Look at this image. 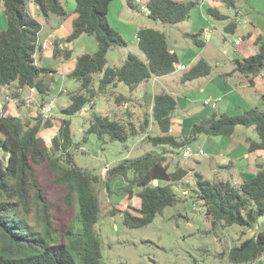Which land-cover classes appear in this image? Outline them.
<instances>
[{
  "label": "trees",
  "instance_id": "obj_1",
  "mask_svg": "<svg viewBox=\"0 0 264 264\" xmlns=\"http://www.w3.org/2000/svg\"><path fill=\"white\" fill-rule=\"evenodd\" d=\"M63 0H33L39 13L65 17L67 11ZM112 0H75L71 31L62 39L69 43L80 35L92 36L97 42L96 51L83 52L76 58L68 77L79 82V88L68 94L69 103L61 109L57 133L49 145L38 135L41 128L52 126L51 120L42 121L37 114L21 118L0 114V264H102L100 242L95 231L99 219L100 200L98 188L109 179L122 176L126 182L127 198L132 197L133 187L139 204H127L124 209L113 207L110 213L120 212L127 227H140L150 223L156 214L177 201L172 184L181 181L188 173L178 163L169 170L163 152L146 153L135 159L124 158L108 167L103 179L100 174L78 166L73 159L69 116L81 111L87 103L93 104L94 97L106 92L108 86L119 82L126 84L130 91L152 76H163L174 71L177 56L171 51L166 34L156 28L140 27L136 42L144 54L141 59L128 53L120 66L107 64V51L111 46L125 45L122 35L114 30L107 19ZM132 6L131 0H126ZM228 8H234V0H216ZM200 0H146L148 17L163 23H178L189 16L190 10ZM6 18L5 28H0V86L16 82L14 95L23 87L34 88L42 101L49 90L46 83L47 69L35 62V53L40 47L38 34L41 23L26 9L25 0H0ZM206 14L214 20L227 19L228 15L217 7L208 5ZM234 21L224 29L233 32ZM198 47L205 44L201 31L184 34ZM254 44L257 51L248 56H236L234 71L239 72L250 85L253 78L264 68V33L258 35ZM54 56L67 59L71 49L60 50L54 41ZM211 66L200 58L181 75L182 81L208 75ZM97 86L94 87V75ZM122 93L114 94V101L127 103ZM264 105V93L260 96ZM176 106L174 97L166 92L155 93L150 114L145 115L142 124L136 128L132 122L127 125L107 115L91 113L89 124L82 137L94 134L98 140L124 143L129 135L145 131L149 122H154L160 133L148 136L153 145H166L179 149L198 133L207 135H232L237 125L252 127L256 138L246 137L247 152L264 151V108L250 107L240 113L212 112L207 118L191 125L188 135L175 137L170 133L171 113ZM43 177L50 187L61 188L59 205L47 197ZM153 179L157 184H153ZM195 192L205 206V214L211 223L226 225L237 223L250 227L259 216L264 215V161L257 164L255 173L243 179L238 186L229 180H210L198 171L193 173ZM68 217L63 227L57 217L59 211ZM57 220L59 223H57ZM79 229L75 231V224ZM264 252V231H257L238 245L228 250L232 263L247 264Z\"/></svg>",
  "mask_w": 264,
  "mask_h": 264
},
{
  "label": "rangeland",
  "instance_id": "obj_2",
  "mask_svg": "<svg viewBox=\"0 0 264 264\" xmlns=\"http://www.w3.org/2000/svg\"><path fill=\"white\" fill-rule=\"evenodd\" d=\"M25 1L27 11L33 13L41 22L39 34H51L56 31V23L62 17L50 15L46 18L39 13L33 0ZM234 2V8H228L221 2L216 3L218 10L228 15L227 19L214 20L209 17L205 8L212 3L207 1L202 2L201 6L193 7L189 13L190 17L183 21L163 23L149 18L147 13L141 10V2L129 6L126 0H116L107 18L110 26L122 35L126 44L111 46L112 51L108 53L107 63L120 66L128 53H134L144 60L145 56L136 42L137 29L140 27L159 29L166 34L167 44L174 49L179 62L190 67L195 61L192 60L193 57L197 60L204 58L211 66L208 75L185 83L181 80L185 70L181 69H175L174 72L163 75L156 81H149L155 93L161 91L173 93L172 96L176 101L171 113L173 126L179 124L177 128L182 129L183 121L199 122L212 112L236 113V103L231 100L235 93H231L230 90L236 80L243 79L244 76L234 71L233 59L237 56V49L240 47L235 40L242 42L245 35L256 30L257 27L264 31V0H234ZM0 15L5 18L2 5H0ZM229 21L236 23L233 32L224 29ZM203 29H207L212 34L211 39L207 40L202 54H197V51L191 52L190 48L195 49L196 46L191 45L190 40L183 34L201 31L202 38L205 39ZM80 52H82L81 47L75 45L73 56ZM98 76L94 75V87L97 86ZM79 86L77 80L69 79L66 80L61 94H57L56 89L48 90L45 96L53 103L51 121L59 123L58 117L53 114L62 115L61 109L69 103L68 92L78 89ZM201 87L204 90H201ZM110 89L128 98L126 108L123 107V103L120 105L115 103L114 97L107 91ZM107 90L98 93L93 99V104L87 103L85 112L78 111L69 116L72 140L78 143L77 148H72L74 162L78 166L100 174L104 179L107 168L124 158L135 159L146 153L164 151L169 170L178 163L186 168L188 173L181 181L172 184L178 201L174 205L165 207L162 213L156 214L150 223L134 228L123 224L120 212L112 215L110 210L113 207L124 209L130 203L138 205L137 187H133L132 197L128 200L127 184L122 176L109 179L105 186H99L100 212L94 227L100 242L102 264H240L229 261L228 250L253 236L255 232L264 231V215L259 216L250 227L237 223L212 224L210 217L205 214V206L196 196L193 173L198 171L204 178L210 180H229L235 186H238L244 177L251 176L256 166H249L244 154L247 144L245 137L256 138L252 127L237 125L233 134L229 136L198 133L179 149L151 144L147 137L160 133L157 125L151 121L145 131L138 130L136 134L129 135L124 143L119 141L102 143L94 134L88 135L86 141L82 142L93 112L107 115L110 119L115 118L125 125L132 122L136 128L142 124L145 115L150 114V109L146 106H135L141 95L146 98L144 82L133 91H130L123 82H119L115 87L108 86ZM148 91L150 95L151 90ZM217 97H220L219 101L214 100ZM206 100L209 102L205 103ZM256 106L264 108L261 101ZM246 107L243 105L242 109ZM175 130L176 128L170 127V133L177 138L188 135L190 131ZM186 146L190 148V155L183 157L182 150ZM259 158L262 159L261 156ZM43 184L48 199L59 205L62 189L50 187L47 177H43ZM57 217L61 219L60 223L63 227L68 223V217L62 210L57 213ZM79 226V223L75 224V231ZM247 264H264V252Z\"/></svg>",
  "mask_w": 264,
  "mask_h": 264
},
{
  "label": "crops",
  "instance_id": "obj_3",
  "mask_svg": "<svg viewBox=\"0 0 264 264\" xmlns=\"http://www.w3.org/2000/svg\"><path fill=\"white\" fill-rule=\"evenodd\" d=\"M115 1L116 0H112L110 2L108 13H109L112 5L115 3ZM145 1L146 0H142V4L146 5ZM207 1L210 4L212 3L211 6H215V7H216V3L220 2V1H216V0H200V2L196 6H201L202 2H207ZM126 3H127V1H126ZM131 3H132V6H134V4H133L134 2L132 0H131ZM62 5L65 8V10L67 11V15L65 17L61 18L60 20H58V22L56 23V28H57L56 31H53L51 34H38V44L40 45V47L38 48V50L35 53L36 64L39 65L40 67H44L48 70L47 73L45 74L46 75L45 77H46V83L48 84L49 89H51V90L56 89L57 94H61L64 91L66 80L73 79V78L68 77V74L73 70L77 56L83 52L92 53V52L96 51V49H97V42H93L95 39L92 36L85 35V34L80 35L78 38H76L75 40H73L69 43L62 42V39L71 31V21H72L73 17H75V13H74L75 0H63ZM30 14H32V16H34L33 13H30ZM188 17H190V16H188ZM0 21H1L0 22V28H5L6 18L1 17V15H0ZM1 26H3V27H1ZM203 30L205 31V34H204L205 44L202 47H198V46L194 45L192 43V41L187 37L190 40V43H192L191 45L196 46L195 49L193 47L190 48L191 52L195 51V53H196V51H197V54L198 53L202 54V52L205 49L207 40L209 41L211 39L212 34H210V32H208L207 29H203ZM256 30L255 29L252 30L251 32H249L248 34L245 35V37H244L245 39L242 42L241 41L238 42L237 45H240V47L237 49V51H238L237 56H248V55L254 54L257 51V46L254 44V40L258 35H262L264 33V31L262 32L258 27L256 28ZM41 35H42V37L40 38ZM54 41L57 42V47L60 50H62L65 47H67L68 49H71V55L69 58L65 59L62 57V55H57V56L53 55V53H54ZM44 42H47V45L43 47L42 45ZM75 45H79L81 47L82 52L78 53L76 56H73V49H74ZM169 48L171 51H174L173 48H171V47H169ZM110 51H112L111 47L108 49L107 54H106L107 62L109 60L108 59V53ZM192 60H195V61H194V63H192L190 65V67L193 66L198 61L197 59H194V57ZM204 60H206V59H204ZM42 62H43V65L41 66ZM177 63L183 64L185 66L183 69H181V70H185L184 72H186L190 68L189 66H187L184 63L179 62L178 60H177ZM111 66H114V65H111ZM160 77L161 76H152L150 79H148L147 81L144 82V84L146 85V93H147L146 98L142 97V95H141L140 99L138 98L139 100L136 102L137 104L135 106H138V105L139 106H146L148 109H151L152 100H153V96L155 94V91L153 90L152 84L149 81L150 80L156 81V79H159ZM187 81H189V80H187ZM185 82L186 81H184L183 83H185ZM56 84H58L59 87H57ZM14 88H16V82H12L8 86H0V114H4V115L10 114V115L19 116L21 118L35 117L37 115L38 105H39L40 101H42L40 96L35 91L33 100L30 103H27L25 101L24 97L28 93H30V88L23 87V88L19 89V94L17 96L13 94ZM148 89L151 90L150 95H149L150 92L148 91ZM75 90H77V89H75ZM75 90H72V91H75ZM201 90H204V88L201 87ZM72 91H69L68 94ZM107 91L109 92L110 95H112V97H114V94H116L113 89H110ZM230 92L233 94L235 93L234 96L231 97V100H233V102L236 103V110H237V111H235L236 113H240L245 109L256 106V104H259L260 103V96H261V94L264 93V68L256 76H254L252 85L248 84L244 77H243V79L238 78L236 80V83L234 84V86L230 90ZM168 93H170L171 95L173 94L172 92H168ZM43 101H51V100L47 99L45 96ZM127 104H128V102L123 103V107L126 108ZM243 105L247 106V107L242 109ZM83 112H85V109L81 110V113H83ZM147 113H149V111H147ZM233 114H235V113H233ZM53 115H55V117H58L59 123H60L61 118L64 117V116H62L63 114L61 116L60 115L58 116L56 114H53ZM207 117H204L203 119H205ZM51 122H52L51 127L41 128L39 133H38V135L41 136L46 141V144H48V145L50 143L51 138L57 133V130L59 127V123L56 124V123H54V121H51ZM172 122L173 121L171 119V123H170L171 129L176 128L175 131L181 130L182 132H186V131L190 130V127L193 124L189 121H187V122L183 121L184 126H182V129H179V128H177V127H179V124L173 126ZM179 123L182 124L181 122H179ZM70 128H71V126H70ZM184 130H186V131H184ZM246 147H247V144H246ZM260 156L262 157V159L259 158ZM244 157H246V161L248 162L247 164L249 166L255 165L256 169H257V163L264 161V151L263 150H256L253 152H247V150H246ZM244 166H245V164H244ZM256 169L254 170L252 175L255 173ZM248 177H250V176H246L243 179L248 178Z\"/></svg>",
  "mask_w": 264,
  "mask_h": 264
},
{
  "label": "built area",
  "instance_id": "obj_4",
  "mask_svg": "<svg viewBox=\"0 0 264 264\" xmlns=\"http://www.w3.org/2000/svg\"><path fill=\"white\" fill-rule=\"evenodd\" d=\"M134 3H142V0H133ZM141 10L148 13L147 6L145 4L141 5ZM239 40H235V43H238ZM47 45V42L43 43V47ZM185 66L183 64L174 63V70L175 69H183ZM34 88H30V93H28L24 99L27 103H30L34 98ZM215 101H219L220 97H217L214 99ZM209 102V100H206L205 103ZM52 109H53V103L51 101H43L42 104L38 105V111L37 114L40 116L42 121L50 120L52 116ZM190 155V148L189 146L184 147L182 150V156L187 157Z\"/></svg>",
  "mask_w": 264,
  "mask_h": 264
},
{
  "label": "water",
  "instance_id": "obj_5",
  "mask_svg": "<svg viewBox=\"0 0 264 264\" xmlns=\"http://www.w3.org/2000/svg\"><path fill=\"white\" fill-rule=\"evenodd\" d=\"M153 184L156 185L157 184V180L153 179Z\"/></svg>",
  "mask_w": 264,
  "mask_h": 264
}]
</instances>
